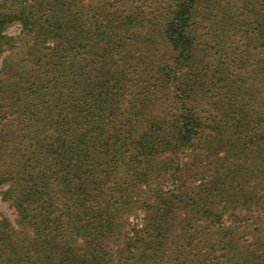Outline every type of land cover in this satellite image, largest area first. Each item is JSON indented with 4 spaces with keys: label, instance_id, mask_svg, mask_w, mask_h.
<instances>
[{
    "label": "trees",
    "instance_id": "obj_1",
    "mask_svg": "<svg viewBox=\"0 0 264 264\" xmlns=\"http://www.w3.org/2000/svg\"><path fill=\"white\" fill-rule=\"evenodd\" d=\"M0 60V264H264V0H0Z\"/></svg>",
    "mask_w": 264,
    "mask_h": 264
},
{
    "label": "rangeland",
    "instance_id": "obj_2",
    "mask_svg": "<svg viewBox=\"0 0 264 264\" xmlns=\"http://www.w3.org/2000/svg\"><path fill=\"white\" fill-rule=\"evenodd\" d=\"M20 30V23L19 22H11L10 24H8L7 28H6V31L8 33H11V34H15V33H18ZM7 51H5L4 54H6ZM0 65H1V60H0ZM174 96V94H173ZM171 97V96H170ZM171 103H172V97L170 98L169 101L166 102V106H171ZM0 121H1V124H6L9 122V120H6V121H2L1 120V116H0ZM4 127H7L4 126ZM196 155L194 153L190 154V151L188 153H185V154H182L181 157L182 159L185 160H188L192 158H194ZM169 184V185H168ZM166 184L167 186L165 187V189H168L170 187H172V184L168 183ZM5 190V187L4 186H1L0 187V213L9 218L10 221L16 225V221H17V212L15 210V208L13 206L10 205V203L6 200L3 199V195H2V192ZM145 213L143 211V209H140V208H136L134 209L133 211H131L128 216H127V224H129V226L133 227V226H138V227H141L144 223V217H145ZM229 220V219H228ZM226 224H230L231 222L227 221L225 222ZM251 228H248V233H247V237H251ZM127 231H128V226H127Z\"/></svg>",
    "mask_w": 264,
    "mask_h": 264
}]
</instances>
